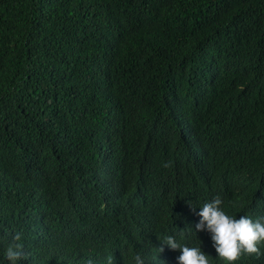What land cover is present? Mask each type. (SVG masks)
Segmentation results:
<instances>
[{"label": "trees", "instance_id": "obj_1", "mask_svg": "<svg viewBox=\"0 0 264 264\" xmlns=\"http://www.w3.org/2000/svg\"><path fill=\"white\" fill-rule=\"evenodd\" d=\"M217 196L264 217V0H0V264H225Z\"/></svg>", "mask_w": 264, "mask_h": 264}, {"label": "clouds", "instance_id": "obj_2", "mask_svg": "<svg viewBox=\"0 0 264 264\" xmlns=\"http://www.w3.org/2000/svg\"><path fill=\"white\" fill-rule=\"evenodd\" d=\"M169 166L167 163L164 165V167ZM223 203L221 197L217 196L213 201L205 203L199 212L192 206L195 232L207 231L211 234L213 247L225 264H237L245 256L257 258L264 256V252L261 251L264 247V217L257 218L255 221L243 215L237 218L226 213ZM198 215L201 219L196 223L195 219ZM14 240L17 243L9 245L5 253L10 264H17L25 256L24 245L21 242L22 235L17 233ZM161 242L172 250H181V255L177 258L179 264H212L210 255L206 254L201 246H181L172 235L165 237ZM164 250L163 246L158 248L159 253H163ZM134 259L135 264H145L139 254ZM108 264H113L111 257ZM154 264L170 263L165 257L163 261Z\"/></svg>", "mask_w": 264, "mask_h": 264}]
</instances>
